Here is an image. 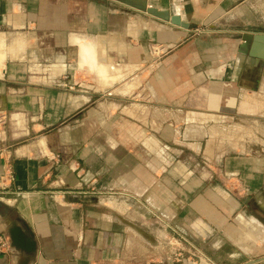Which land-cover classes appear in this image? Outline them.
<instances>
[{"label": "crops", "instance_id": "1", "mask_svg": "<svg viewBox=\"0 0 264 264\" xmlns=\"http://www.w3.org/2000/svg\"><path fill=\"white\" fill-rule=\"evenodd\" d=\"M2 34L0 236L37 250L0 264H264V0H0Z\"/></svg>", "mask_w": 264, "mask_h": 264}, {"label": "water", "instance_id": "2", "mask_svg": "<svg viewBox=\"0 0 264 264\" xmlns=\"http://www.w3.org/2000/svg\"><path fill=\"white\" fill-rule=\"evenodd\" d=\"M127 4L128 5H132L131 2H127ZM152 9H149L147 6L146 7H138L137 8V10H140L141 12H151V13H154ZM168 20H170V22L173 25H176V26H179V27L182 26V27L186 28L187 30L190 29L189 24H186V23L182 22V20L178 16H172V17H169L168 16ZM252 40H253V38L251 36H246L244 38V40H243L244 41V48H247V46H250L251 43H252ZM0 210L6 211L5 205L1 201H0ZM24 233H27V235L30 238H33L32 230L29 227H25ZM9 235H10V239L12 241V245H13L14 248H16V249H22L23 250L24 247L26 246V247H29L30 248V250L27 251V252H29V254L36 253V250H37L36 245H33V244H32V246L25 245V243H24V237H23L22 233L20 232V230H19V228L17 226H13L10 229Z\"/></svg>", "mask_w": 264, "mask_h": 264}, {"label": "rangeland", "instance_id": "3", "mask_svg": "<svg viewBox=\"0 0 264 264\" xmlns=\"http://www.w3.org/2000/svg\"><path fill=\"white\" fill-rule=\"evenodd\" d=\"M197 33L199 34V32H197ZM200 34L202 35V34H204V32L201 31ZM90 48H92V47H90ZM85 57H86V55H85ZM87 60H88V62L89 61H95V53L91 52V50H90V55H88ZM89 72L92 73L93 71L89 68ZM108 104H109V102H108ZM201 166H202L203 171H204V169H207V166L205 164H203ZM171 235H172V237L174 236V234H171ZM247 238L252 239L253 236L249 235V236H247ZM166 240H167V253L174 252V254L178 253L179 254L178 256H182L185 259H189V258L195 259V260H193V262L200 261L199 256L200 257H202V256L200 254L201 252H200L199 247H197L196 245H194L192 243H189L188 240L184 236L180 235V236H176V238L173 237L172 239H166ZM201 243L207 244L206 241H203V240ZM186 250L187 251H193V254L187 253ZM186 254H188L187 257H185Z\"/></svg>", "mask_w": 264, "mask_h": 264}, {"label": "bare ground", "instance_id": "4", "mask_svg": "<svg viewBox=\"0 0 264 264\" xmlns=\"http://www.w3.org/2000/svg\"><path fill=\"white\" fill-rule=\"evenodd\" d=\"M177 2H178V0H177ZM179 2H180V0H179ZM178 8H179V3H178ZM178 10H180V8L178 9ZM6 44H7V39H6V36L5 35H0V49L2 50V61H3V59H4V56H5V50H6ZM84 49V53H85V55H86V57H84L83 56V59H88V55H90V51H87V49H85V48H83ZM91 52H93V50L91 49Z\"/></svg>", "mask_w": 264, "mask_h": 264}, {"label": "built area", "instance_id": "5", "mask_svg": "<svg viewBox=\"0 0 264 264\" xmlns=\"http://www.w3.org/2000/svg\"><path fill=\"white\" fill-rule=\"evenodd\" d=\"M177 1V0H175ZM181 1V0H180ZM179 2V0H178ZM152 9V8H150ZM156 51H159L158 49H156ZM10 239L6 236V235H2L0 236V251L2 249H9L10 248Z\"/></svg>", "mask_w": 264, "mask_h": 264}]
</instances>
